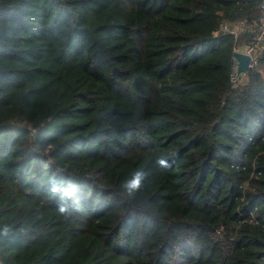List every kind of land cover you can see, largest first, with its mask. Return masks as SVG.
Wrapping results in <instances>:
<instances>
[{"label": "trees", "instance_id": "obj_1", "mask_svg": "<svg viewBox=\"0 0 264 264\" xmlns=\"http://www.w3.org/2000/svg\"><path fill=\"white\" fill-rule=\"evenodd\" d=\"M262 2L0 0V261L264 264Z\"/></svg>", "mask_w": 264, "mask_h": 264}, {"label": "built area", "instance_id": "obj_2", "mask_svg": "<svg viewBox=\"0 0 264 264\" xmlns=\"http://www.w3.org/2000/svg\"><path fill=\"white\" fill-rule=\"evenodd\" d=\"M247 28L253 34L252 39L244 47L236 46L234 49V53H242L250 57L251 60L249 65V71H251L260 67L259 60L264 55V0L260 6V19L257 24L256 31H252V28L247 26L246 22L244 21L226 22L223 25V31L233 35L238 41L245 36L246 32L248 31ZM247 75L248 73H239V62L235 59L231 75V83L233 87L245 85L248 81Z\"/></svg>", "mask_w": 264, "mask_h": 264}, {"label": "water", "instance_id": "obj_3", "mask_svg": "<svg viewBox=\"0 0 264 264\" xmlns=\"http://www.w3.org/2000/svg\"><path fill=\"white\" fill-rule=\"evenodd\" d=\"M234 58L239 62V73L247 74L249 72L250 57L242 53H234ZM0 264H3L0 261Z\"/></svg>", "mask_w": 264, "mask_h": 264}, {"label": "clouds", "instance_id": "obj_4", "mask_svg": "<svg viewBox=\"0 0 264 264\" xmlns=\"http://www.w3.org/2000/svg\"><path fill=\"white\" fill-rule=\"evenodd\" d=\"M158 163L161 165V166H167V161L166 160H159ZM142 178V173L140 172H137L136 175H135V178L131 181L129 187L131 188H138L140 186V180ZM57 189L54 187L53 188V191H56ZM63 210V209H61Z\"/></svg>", "mask_w": 264, "mask_h": 264}, {"label": "rangeland", "instance_id": "obj_5", "mask_svg": "<svg viewBox=\"0 0 264 264\" xmlns=\"http://www.w3.org/2000/svg\"><path fill=\"white\" fill-rule=\"evenodd\" d=\"M247 24V26H248V23H246ZM239 29H241V28H239ZM245 45H243V46H240V47H244ZM259 71L264 75V68H259Z\"/></svg>", "mask_w": 264, "mask_h": 264}]
</instances>
